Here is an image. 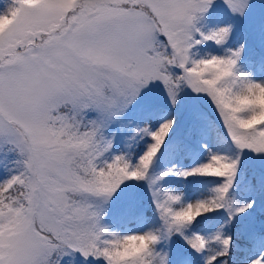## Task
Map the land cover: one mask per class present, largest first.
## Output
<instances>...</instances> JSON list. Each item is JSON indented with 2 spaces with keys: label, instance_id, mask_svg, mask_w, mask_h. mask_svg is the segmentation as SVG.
Returning a JSON list of instances; mask_svg holds the SVG:
<instances>
[{
  "label": "snow or ice",
  "instance_id": "6c2138e0",
  "mask_svg": "<svg viewBox=\"0 0 264 264\" xmlns=\"http://www.w3.org/2000/svg\"><path fill=\"white\" fill-rule=\"evenodd\" d=\"M0 264H264V0H0Z\"/></svg>",
  "mask_w": 264,
  "mask_h": 264
}]
</instances>
